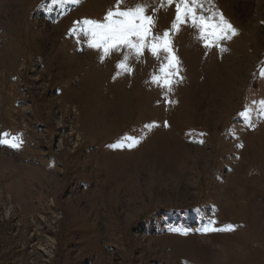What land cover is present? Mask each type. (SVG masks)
<instances>
[{
    "label": "rangeland",
    "instance_id": "374dc122",
    "mask_svg": "<svg viewBox=\"0 0 264 264\" xmlns=\"http://www.w3.org/2000/svg\"><path fill=\"white\" fill-rule=\"evenodd\" d=\"M137 4L171 91L150 38L104 56L74 23L117 0H0V264H264V0H203L236 29L219 48L172 29L175 2Z\"/></svg>",
    "mask_w": 264,
    "mask_h": 264
},
{
    "label": "snow or ice",
    "instance_id": "6c2138e0",
    "mask_svg": "<svg viewBox=\"0 0 264 264\" xmlns=\"http://www.w3.org/2000/svg\"><path fill=\"white\" fill-rule=\"evenodd\" d=\"M75 3H79V0H73ZM121 0H117L116 11H109L105 16V22L99 23L92 20H83L74 22L81 25L82 31L85 35H91L92 40L89 41L88 46L97 49H103L104 56L109 55L110 51L119 46H124L129 49L135 50L137 56L142 54L144 48L149 46V38L152 41L151 52L153 56L158 57V52L163 49L168 55L165 57L168 60L167 70L164 64L160 66V73L162 76L153 75L152 81L162 88H166L171 91L172 80L170 76L178 64V59L172 55L169 48L167 38L169 32L165 31L163 38L158 35H152L151 27L154 26L155 21L153 17L146 15V5L137 4L133 8H129L125 11L120 10ZM175 2L176 18L172 23V29L174 31L179 30V25L188 21L191 22V27L197 30L198 39L204 42L206 48L211 46L220 47L219 41L229 40L232 36L236 35V29L229 23L221 13L213 12L210 15L203 14V0H167V4L171 5ZM211 2V0H209ZM199 9V11H198ZM75 28L70 30L74 32ZM132 37H135L133 40ZM164 43H159L161 40ZM209 40L211 43H209ZM221 51L226 49L220 48ZM128 56L125 55L124 59L117 64V69H123L130 72L131 69L127 67ZM103 59V57H101ZM261 77L264 78V70H261ZM264 106V102H261ZM264 110V109H262ZM241 116L247 118L248 109L240 113ZM154 125H146L145 127H152ZM134 138L131 139L129 147L134 146L137 143ZM7 134L0 135V144H9ZM10 146L18 147L16 138H12ZM119 144L109 145V147H118ZM242 147V145H238ZM216 222L210 220L208 225L201 229L203 232L212 231H224L231 230L232 225L226 226V228L217 229L213 227ZM173 231H181L179 229H173ZM186 234V232H181Z\"/></svg>",
    "mask_w": 264,
    "mask_h": 264
}]
</instances>
